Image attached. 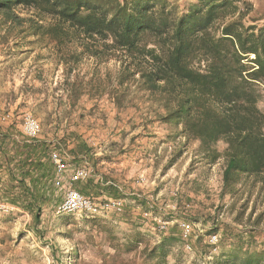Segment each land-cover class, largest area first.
Listing matches in <instances>:
<instances>
[{
	"label": "trees",
	"instance_id": "1",
	"mask_svg": "<svg viewBox=\"0 0 264 264\" xmlns=\"http://www.w3.org/2000/svg\"><path fill=\"white\" fill-rule=\"evenodd\" d=\"M19 39L50 48L62 66L70 105L84 94L90 98L106 94L117 109L139 100L149 105L157 121L197 142L207 164L224 160L221 196H240L242 183L248 190L232 218L241 229L229 236L221 263H264V249L250 248L252 230L264 221V22L253 3L0 0V43L13 40L18 46ZM9 50L16 54L14 48ZM83 60L93 62L86 78L78 71ZM109 63L112 67L102 71L101 65ZM50 144L12 125L0 126V197L31 215L35 233H42L36 229L42 208L58 206L64 195L54 186L58 174L49 159ZM89 152L87 143L76 139L71 160L91 161ZM72 185L88 197L96 191L123 200L126 194L100 175ZM129 195L135 206L152 207L145 197ZM258 203L261 208L256 211ZM137 228L113 246L115 251L104 264H114L122 249L135 251L142 244L139 256L144 262L165 263L169 244L183 234L174 221L150 245ZM56 260L62 264L59 257Z\"/></svg>",
	"mask_w": 264,
	"mask_h": 264
},
{
	"label": "rangeland",
	"instance_id": "2",
	"mask_svg": "<svg viewBox=\"0 0 264 264\" xmlns=\"http://www.w3.org/2000/svg\"><path fill=\"white\" fill-rule=\"evenodd\" d=\"M170 1L182 5L194 0ZM256 7L262 11L257 14L261 17L264 4ZM28 39H19L18 46L13 40L6 45L0 43V126L12 125L27 135L26 119L38 123L40 130L34 137L51 141L49 157L58 174L54 186L64 191L63 199L69 189L77 190L72 185L75 181L92 174L114 182L126 194L121 200L92 191L86 196L92 202L89 210L62 212L60 204L44 206L36 228L42 233L31 230L32 217L26 210L0 197V264H58L57 257L62 264H104L103 259L114 253L113 246L123 243L132 227H138L146 243L152 245L174 221L179 227L189 226L191 232H182L169 244L162 264H222L221 258L231 243L229 236L241 229L232 218L245 198L248 184L238 186V197L221 196L224 160L207 164L198 152L197 142L186 140L177 130L157 121L149 105L139 100L117 109L106 94L93 98L84 94L70 105L62 85V66L55 62L47 45ZM10 48L16 54L10 53ZM92 65V60H83L78 71L86 78ZM105 67L111 68L112 63L101 65V70ZM261 105L264 107V101ZM133 136L144 141L163 137L157 142L163 140L165 144L145 159L143 154L135 153L141 152L140 148L129 147ZM76 139L84 140L90 151L94 149L92 154H100L92 161L74 164L71 145ZM54 157L62 165L60 171ZM132 193L145 197L152 207L135 206L129 195ZM55 197L58 199V194ZM260 208L258 203L256 211ZM212 234L218 238L215 250L208 241ZM251 235L250 248L264 249V221ZM142 247L129 252L122 249L114 264H158L140 258Z\"/></svg>",
	"mask_w": 264,
	"mask_h": 264
},
{
	"label": "bare ground",
	"instance_id": "3",
	"mask_svg": "<svg viewBox=\"0 0 264 264\" xmlns=\"http://www.w3.org/2000/svg\"><path fill=\"white\" fill-rule=\"evenodd\" d=\"M39 125L38 123L30 118L26 119L25 123V132L28 136L34 137L39 132ZM54 164L56 165L57 171L62 169V165L60 164L59 159L54 157ZM92 209V202L88 197L84 196L77 190L69 189L64 199L59 205V210L62 212H73L79 210H89Z\"/></svg>",
	"mask_w": 264,
	"mask_h": 264
},
{
	"label": "crops",
	"instance_id": "4",
	"mask_svg": "<svg viewBox=\"0 0 264 264\" xmlns=\"http://www.w3.org/2000/svg\"><path fill=\"white\" fill-rule=\"evenodd\" d=\"M251 3H253V7H254V12L256 13V14H260L261 12H258L257 11V7L256 6H258V4H264V0H249ZM264 14V13H263ZM261 15V17H258V18H260V21H262V22H264V15ZM8 104V103H7ZM41 138V137H40ZM160 138H163V137H160ZM160 138H153L154 139V141L153 140H148V141H144V139L143 138H140L139 136H133V139L131 140V144H130V148L131 147H134V149H137V148H140L141 149V152L139 151H136L135 153L136 154H138V155H140V154H143V156H144V158L146 159V156L147 155H149L151 152H153V155L156 153V152H158V150H159V148H161L162 146H164L163 144H165V141H163V140H161V141H159V142H157V140L158 139H160ZM48 141H50V140H48ZM73 143H72V147H74V141H72ZM76 142V141H75ZM149 142H153L152 144H149ZM154 142H157V143H154ZM137 143H140V144H142V146H137ZM136 144V145H135ZM152 146L154 147V148H152ZM122 147H124V146H122ZM156 148H157V151H156ZM93 150L94 149H91V151L89 152V154H91V156L92 157H94V156H96V155H98V154H100V152H98V153H93L92 154V152H93ZM49 154H50V151H49ZM130 154H131V152H130ZM73 157L75 156V154L74 153H72L71 154ZM124 156L123 157H126L125 155H126V153H124L123 154ZM120 157V156H119ZM128 158H129V156H128ZM49 159H50V157H49ZM51 160V159H50ZM139 160H140V158H139ZM92 161V160H91ZM123 162L124 163H126L127 162V160H125V158H123ZM75 164V163H74ZM74 167H77V166H74ZM73 167V168H74ZM94 179H96V178H94ZM107 182H111V181H108V180H106ZM112 183H114V182H112ZM115 184V183H114ZM127 189H129V187H126ZM132 188H134V187H132ZM143 192V191H142ZM143 193H145V191L143 192Z\"/></svg>",
	"mask_w": 264,
	"mask_h": 264
},
{
	"label": "built area",
	"instance_id": "5",
	"mask_svg": "<svg viewBox=\"0 0 264 264\" xmlns=\"http://www.w3.org/2000/svg\"><path fill=\"white\" fill-rule=\"evenodd\" d=\"M180 228H181V230H182V232H183L184 234H185V233L188 234V233L191 232L189 226L180 227ZM208 241L214 245L212 248H213V250H215L216 247H217L216 244H217V242H218L217 235H216V234H212V235H210ZM186 247L189 248L190 246H189L188 244H186Z\"/></svg>",
	"mask_w": 264,
	"mask_h": 264
}]
</instances>
